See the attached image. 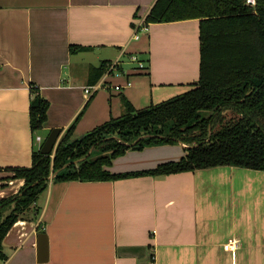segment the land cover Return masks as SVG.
Segmentation results:
<instances>
[{
  "label": "crops",
  "instance_id": "0c3cea01",
  "mask_svg": "<svg viewBox=\"0 0 264 264\" xmlns=\"http://www.w3.org/2000/svg\"><path fill=\"white\" fill-rule=\"evenodd\" d=\"M155 1L0 0V200L19 192L25 179L12 169L33 165L52 128L63 134L77 120L74 135H85L119 117L124 100L142 109L198 82L200 46L190 37L200 35L199 19L146 23ZM135 54L146 69L130 61ZM118 60L121 74L105 73L107 85L86 95L91 68ZM33 84L50 102L42 140L31 128ZM185 146L130 147L106 168L152 169L185 156ZM40 205L37 219H19L4 237L1 264H149L153 253L155 264H264V170L50 182ZM230 240L236 247L225 249Z\"/></svg>",
  "mask_w": 264,
  "mask_h": 264
},
{
  "label": "trees",
  "instance_id": "16d2710c",
  "mask_svg": "<svg viewBox=\"0 0 264 264\" xmlns=\"http://www.w3.org/2000/svg\"><path fill=\"white\" fill-rule=\"evenodd\" d=\"M149 12L146 23L199 19L198 82L142 109L124 100L125 111L119 117L71 142L75 120L52 154L35 150L31 167L13 168V178L25 182L17 194L0 200V264L8 257L4 237L19 219H37L50 182L115 180L225 165L264 170V0H156ZM108 69L107 61L92 67L91 85ZM31 94V128L36 135L48 121L50 102L34 84ZM173 142L191 144L179 160L136 172L106 168L130 147Z\"/></svg>",
  "mask_w": 264,
  "mask_h": 264
},
{
  "label": "built area",
  "instance_id": "2783aa9c",
  "mask_svg": "<svg viewBox=\"0 0 264 264\" xmlns=\"http://www.w3.org/2000/svg\"><path fill=\"white\" fill-rule=\"evenodd\" d=\"M248 2H251L253 4H255V0H248ZM142 29H146V27L142 24V26H140ZM136 29V32H135V36L134 38H139V30L137 27H135ZM130 61L137 64L138 68L140 69H146L147 67V64L145 62V60L143 58H141L139 55L135 54V55H131L130 57ZM119 60L118 61H115L111 64H109V69L108 71L106 72L107 73V76L111 73H116V74H121V71H120V65H119ZM132 83L130 81H128L127 85H131ZM104 85H107V83H105L103 80L102 81H99L97 84H92V85H86L84 87V92L86 93V95H91L93 94L95 91H97L98 89L102 88ZM116 89H119L120 88V85L119 86H116L115 87ZM37 137V140H42V137L39 136V135H36ZM236 244H237V241L236 240H230L229 242H227V244L225 245V249H230V248H233V247H236ZM155 261H156V257L154 255V253L150 256V262L149 264H155Z\"/></svg>",
  "mask_w": 264,
  "mask_h": 264
},
{
  "label": "water",
  "instance_id": "95a60500",
  "mask_svg": "<svg viewBox=\"0 0 264 264\" xmlns=\"http://www.w3.org/2000/svg\"><path fill=\"white\" fill-rule=\"evenodd\" d=\"M62 132H63L62 128H59V127L52 128L44 140V143L41 147V152L44 154H47V155L52 154V152L54 151V149L56 148V146L58 145V143L62 137V135H61ZM85 136L86 135L75 136L70 141L74 142V141H77L79 139H83ZM144 136L145 135L140 136L138 139H140ZM190 146H191V144L186 145L185 147L189 148ZM75 162H78V161H75ZM54 175L55 174H53V176H51V179H53ZM47 250H48V239H47L46 233L43 232V233L39 234L38 255L40 257H43V255H47ZM40 259H44V258H40Z\"/></svg>",
  "mask_w": 264,
  "mask_h": 264
},
{
  "label": "rangeland",
  "instance_id": "374dc122",
  "mask_svg": "<svg viewBox=\"0 0 264 264\" xmlns=\"http://www.w3.org/2000/svg\"><path fill=\"white\" fill-rule=\"evenodd\" d=\"M198 37H199V32L198 33H196L193 37H190L191 39H193V40H197V41H199L198 40ZM142 58V57H141ZM178 142H173V144H177ZM186 144V143H185ZM186 145H188V144H186ZM181 148H183V147H181ZM186 151V150H185ZM44 196H42L41 197V199L43 198Z\"/></svg>",
  "mask_w": 264,
  "mask_h": 264
}]
</instances>
